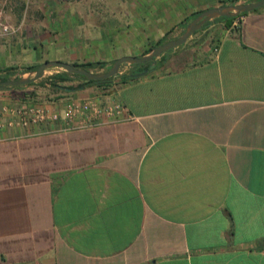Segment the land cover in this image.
Segmentation results:
<instances>
[{
    "label": "crops",
    "instance_id": "obj_1",
    "mask_svg": "<svg viewBox=\"0 0 264 264\" xmlns=\"http://www.w3.org/2000/svg\"><path fill=\"white\" fill-rule=\"evenodd\" d=\"M228 1L114 0L121 18L84 39H66L55 4L43 31L0 35V70L60 56L109 66ZM112 84L40 101L125 106L99 125L0 129V264H264V6L215 19Z\"/></svg>",
    "mask_w": 264,
    "mask_h": 264
},
{
    "label": "rangeland",
    "instance_id": "obj_2",
    "mask_svg": "<svg viewBox=\"0 0 264 264\" xmlns=\"http://www.w3.org/2000/svg\"><path fill=\"white\" fill-rule=\"evenodd\" d=\"M113 2L114 0H0V7L4 8L0 9V22L10 25L14 30L9 34H3L0 30V35H16L22 38L24 34L25 37H28V34L31 35L35 30L43 31L42 29L47 25L46 20L49 17L48 14H50L49 9L55 4H66L62 12L66 15V19L72 23L71 26L66 27V39L70 35V32L74 33L76 37L81 36L83 39L90 38L92 35L97 34L98 28L107 30V28L103 27V24L111 19H115V16L121 18L122 11L113 10ZM38 5H40V8L36 7ZM46 7H48L47 10ZM7 15H11L13 21L10 22ZM180 31L182 30L180 29ZM180 31L179 33H169L164 37H166V40L172 39L179 36L181 34ZM147 45L149 48L155 45V43ZM67 59L64 56H60V61L67 62ZM48 76L50 75L47 74L45 78H48ZM40 80L36 81L33 85H25L21 89L13 91L11 95L4 94L2 97L6 101L21 104L27 103V101H22L23 93L35 90L39 93V95H36L40 97L39 101H43L45 100V93L48 92L46 87L41 86ZM42 80L45 79L42 78Z\"/></svg>",
    "mask_w": 264,
    "mask_h": 264
},
{
    "label": "water",
    "instance_id": "obj_3",
    "mask_svg": "<svg viewBox=\"0 0 264 264\" xmlns=\"http://www.w3.org/2000/svg\"><path fill=\"white\" fill-rule=\"evenodd\" d=\"M264 6V0H252L244 2H234L210 7L201 11L192 18L185 26L184 31L177 37L151 48L148 52L139 56L123 55L116 58L109 64L108 68L94 71L83 67H77L72 63L60 60H46L37 65L35 69L17 71L10 78L0 80V90L5 88H15L25 86L46 77L48 71L58 69L71 75H79L87 80L102 81L111 77L123 76L127 74V67L134 65H147L146 68L138 72L129 74L131 78H137L147 74L155 66L156 59L165 52L184 44L189 37L200 30L206 23H211L219 17H236L244 12H251Z\"/></svg>",
    "mask_w": 264,
    "mask_h": 264
},
{
    "label": "built area",
    "instance_id": "obj_4",
    "mask_svg": "<svg viewBox=\"0 0 264 264\" xmlns=\"http://www.w3.org/2000/svg\"><path fill=\"white\" fill-rule=\"evenodd\" d=\"M0 30L3 34L14 31L10 25L3 22H0ZM124 110L125 106L121 102L101 103L95 98H71L60 109H51L33 102L18 105L6 103L0 105V129L30 127L57 121L65 128H88L99 125L104 118H116Z\"/></svg>",
    "mask_w": 264,
    "mask_h": 264
},
{
    "label": "trees",
    "instance_id": "obj_5",
    "mask_svg": "<svg viewBox=\"0 0 264 264\" xmlns=\"http://www.w3.org/2000/svg\"><path fill=\"white\" fill-rule=\"evenodd\" d=\"M237 0H229L228 2H222L223 4L225 3H234L236 2ZM247 1H252V0H247ZM201 11H196L194 12L193 14H191L190 17H188L184 23H182L181 25V33L184 31L185 29V26L186 24L192 19L194 18L196 15H198ZM246 12L244 13H241V14H245ZM234 17H230L228 19H233ZM219 19H226V17H219ZM207 24L209 23H206L204 26H206ZM203 26V27H204ZM202 29V28H201ZM198 32V31H196ZM195 32V33H196ZM194 33V34H195ZM166 41V37H162L161 39H159L155 45L149 47L147 49L146 52H148L151 48L163 43ZM145 52V53H146ZM114 61V60H113ZM112 61V62H113ZM111 62V63H112ZM74 64L75 66L77 67H83V68H86V69H89V70H95V71H99V70H103V69H106L108 68L107 63L103 60H98V61H87V62H74L72 63ZM138 65H134V67H136ZM37 67V65H33V66H26L24 68V70H30V69H35ZM17 71V69L15 67H6L2 70H0V80H5V79H8L10 78L12 75H14V73ZM122 79H125V78H128V79H132L130 77L129 74H125L123 76H121ZM114 77H111L109 79H106V80H102V81H94V80H87L86 78L82 77V76H79V75H71V74H68L67 72L65 71H62V70H59L58 73H53L51 74L50 76H48V78H44L45 80H40L39 82L42 83L41 86L42 87H46L48 90L47 92L48 93H45V98L46 97H50V94L54 93V97L55 98H60L61 96H59L61 93H67V92H70V90H77L79 89L82 85H86V84H93V85H96L97 87H100L102 89H109L110 87H112V80H113ZM73 79H78V80H81L83 82V84H77V85H65V84H59L60 82L61 83H64V82H69ZM36 82H32V83H29L27 84V86L29 85H33L35 84ZM23 86H19V87H15V88H5V89H2L0 90L1 93L5 94V95H11L13 93V91L15 90H19L21 89ZM57 94V95H56ZM36 95H39V93L35 90L31 91V92H27V93H23L22 95V101H30V102H36V103H40L39 101V98L38 96ZM47 98V99H48ZM21 104V103H19Z\"/></svg>",
    "mask_w": 264,
    "mask_h": 264
}]
</instances>
